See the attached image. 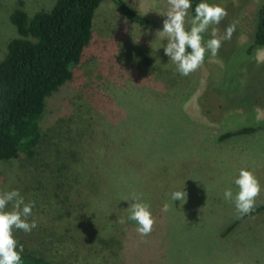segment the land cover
Masks as SVG:
<instances>
[{
    "label": "rangeland",
    "instance_id": "obj_1",
    "mask_svg": "<svg viewBox=\"0 0 264 264\" xmlns=\"http://www.w3.org/2000/svg\"><path fill=\"white\" fill-rule=\"evenodd\" d=\"M54 1L0 0V56L16 35L10 13L23 8L31 16ZM125 1L152 22L136 24L102 0L72 79L45 100L35 154L0 159V191L19 189L25 202H35L29 222L35 219L37 227L14 229L18 245L54 264H264V210L221 234L239 215L223 194L238 192L234 181L242 167L259 179L256 205L264 201V131L217 139L264 118V76L255 80L246 67L239 88L224 95L220 114L209 119L199 99L210 88L216 94L222 54H206L201 67L181 75L164 53L167 39L157 35L167 0ZM258 2H210L228 12L215 25L221 35L236 24L222 52L252 39ZM189 19L188 10L186 29ZM252 60L264 62V47ZM182 188L186 201H173L171 193ZM133 192L150 204L156 221L145 237L128 219ZM101 239H110L104 248Z\"/></svg>",
    "mask_w": 264,
    "mask_h": 264
},
{
    "label": "trees",
    "instance_id": "obj_2",
    "mask_svg": "<svg viewBox=\"0 0 264 264\" xmlns=\"http://www.w3.org/2000/svg\"><path fill=\"white\" fill-rule=\"evenodd\" d=\"M130 21L146 25L152 20L133 9L125 0H111ZM212 0H207L210 3ZM102 0H55L49 9H41L29 16L23 8H16L9 20L16 35L6 42L0 56V159L14 160L20 155L32 157L41 140V117L47 97L72 79L73 68L80 62L82 52L93 33V18ZM201 0H191L190 21ZM204 40L210 35L204 33ZM264 47V0H259L252 39L223 56L224 70L221 83L210 88L199 101L209 119H214L224 106L221 101L239 88L238 76L247 67L251 76H264V62L253 65L252 57ZM190 51V49H189ZM210 53V52H209ZM208 54V53H206ZM235 62V63H234ZM233 63V64H232ZM255 67V69H254ZM264 91H262L263 93ZM210 93L214 98L208 99ZM264 131V118L221 132L217 139L224 141L236 136ZM264 210V201L250 213L235 216L221 230L227 235L244 219ZM112 240V239H111ZM110 239H101V247ZM22 264H54L49 256L35 254L23 248Z\"/></svg>",
    "mask_w": 264,
    "mask_h": 264
},
{
    "label": "clouds",
    "instance_id": "obj_3",
    "mask_svg": "<svg viewBox=\"0 0 264 264\" xmlns=\"http://www.w3.org/2000/svg\"><path fill=\"white\" fill-rule=\"evenodd\" d=\"M167 2L170 7L162 14L166 18L163 20L162 30H158L157 35L162 40L167 39V44L163 46L165 55L177 66L181 75L187 76L202 66L206 53L210 52L213 57L218 54L222 43L231 40L236 24L229 23L221 35L215 25H219L228 16L226 8L201 0L195 7L190 29H186L185 18L192 7L191 0ZM210 27V38L205 41L203 34L207 33ZM234 183L238 186L235 196L230 188L225 189L223 195L226 200H234L236 211L242 217L254 210L261 185L254 172L243 167ZM171 199L183 203L187 199V193L183 188L173 191ZM9 203L12 208L6 210ZM34 206V201L25 202L19 189L0 191V264H22L23 245H18L13 230L19 229L29 233L37 227L35 219L29 222ZM150 207L140 194H131L128 219L136 222V231L141 237L150 235L156 222ZM169 207L168 203H164L161 210L167 212ZM119 222L123 224L126 221L120 218Z\"/></svg>",
    "mask_w": 264,
    "mask_h": 264
}]
</instances>
